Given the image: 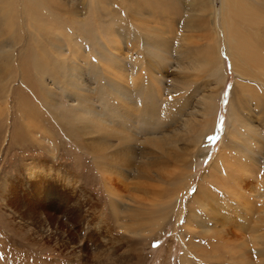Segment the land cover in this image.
<instances>
[{
  "label": "bare ground",
  "instance_id": "obj_1",
  "mask_svg": "<svg viewBox=\"0 0 264 264\" xmlns=\"http://www.w3.org/2000/svg\"><path fill=\"white\" fill-rule=\"evenodd\" d=\"M48 1L0 0V92L6 99L11 93L8 85L12 78L8 70L16 57L13 38L15 28L18 26L22 29V24L24 28L26 26L28 37L34 45L33 68L39 77L40 92L46 98L47 105L56 111L63 107L64 112L59 114V118L68 125L71 121L77 123L76 126L89 139L87 147L102 159L103 171L114 176L118 182L114 186L115 190L110 186L108 189L109 195L113 196L112 202L120 209L116 215L117 226L119 224L121 229H130L129 233L133 235L143 232L152 234L155 222L152 211L155 204L148 202H154V197L159 195L156 184L169 182L171 178L160 175L165 170V162L170 158L178 160L182 158L180 153H183L192 156L191 163L195 167L197 157L208 156V153L200 152V149H205L204 141L217 128L220 108L217 102L218 87L223 86L227 79L224 63L218 53L221 38L231 52L237 73L236 89L242 88V97L249 105L244 114L242 111L245 109H239L236 101L232 102L228 126V137L232 132L229 144L232 155L237 154L244 157L245 161L264 166V145L261 140L264 138V94L256 96L253 92L256 85L252 83V74L264 75V8L260 9V5L264 7V0H221V8L216 11L220 25L218 22L214 25L215 43L209 42L201 49L200 41L182 42L176 45L173 52L172 44L164 38L166 28L163 27V31L139 28L138 32L137 29L131 33L129 28L123 27L125 21L122 18L125 16L122 17L120 14L123 12L120 11L110 30L106 29L114 48L106 44L104 36L97 31L93 22L90 26L86 25L90 22V14L98 10L102 0H88L91 11L89 15L86 14V20L81 22L80 29L67 27L49 7ZM143 2V8L153 10L152 7H155L151 0ZM193 5L197 14L205 16L213 13L210 12V5L205 2ZM21 12L24 13L23 20ZM202 23L201 18H195L189 19L185 25L194 30V34H201L205 28L201 27ZM125 41L133 43L132 49H125ZM170 55H175V68L178 74H182V78L169 81L166 89L163 70L171 63ZM202 75H206L205 78L216 85L217 94L211 90L210 94L198 96L201 89L197 85V78ZM53 89L65 95L68 106L52 100L53 96L56 97ZM198 117L200 119L197 121L195 118ZM135 146L141 150L138 163L132 152ZM223 156L214 161L211 173L199 188L203 192L196 196L200 198L199 209L194 206L198 198L191 204L186 199L191 184L186 188L184 199H179L183 207L177 221L182 219L183 214L188 217L184 218V235H187L189 213L196 211L194 224L191 225L193 227L188 229V243L183 239L184 235L180 237L184 245L181 264H216L213 262L216 254L201 258L193 253V249L200 248L202 243L200 238L197 241V236L207 240L214 238L231 247L228 250L232 253L231 259H228L229 264H250L254 253L259 257L258 263L264 264V214L256 218L255 226H260L258 229L249 225L254 237L248 240L249 232L242 228L245 225L243 214L248 209L247 205L241 204L238 208L241 225L240 220L234 222L230 214V200L222 198L220 204L219 200L212 199L209 194L216 188L232 197L236 195L242 198L245 195L243 188L246 184L230 181L233 177L226 173L225 166L220 162ZM179 162L185 163L186 160ZM235 171L241 174V170ZM254 197L261 199L259 194ZM143 219L150 226L148 231L135 229L138 221ZM194 228H199V231ZM250 244L255 246L251 251L253 254L249 259L245 256L246 262H243L245 251L242 249L247 248L248 253ZM239 253L240 256L237 255ZM217 263L223 264L221 261Z\"/></svg>",
  "mask_w": 264,
  "mask_h": 264
},
{
  "label": "rangeland",
  "instance_id": "obj_2",
  "mask_svg": "<svg viewBox=\"0 0 264 264\" xmlns=\"http://www.w3.org/2000/svg\"><path fill=\"white\" fill-rule=\"evenodd\" d=\"M143 1L146 0H140L141 3L139 0H102L98 10L90 14V22L86 25L90 26L93 22L97 31L104 36L103 41L113 48V42L106 29L110 30L119 11L123 12L120 14L122 17L125 16L124 19L121 17L125 21L123 24L128 25L123 27L129 28L131 33H135L133 31L137 29L138 32L139 28L151 31H163V27L166 28L164 38L172 44L171 52L182 42L200 41L201 49L209 42L215 43L214 25L217 22L220 25L216 11L221 8V0H151L155 6L152 7L153 10L143 8ZM48 2L49 7L60 16L67 27L75 29L81 28V22L86 20L91 11L88 0ZM197 2L210 5L212 16L197 14L193 5ZM263 8L260 5V9ZM95 12L97 14L93 16ZM23 14L21 12L22 20ZM195 18L203 20L200 24L202 28L205 27L201 31L202 37L200 33L194 34L196 32L185 25L189 19ZM20 26L22 29L18 26L15 28L13 41L16 45V57L8 70L12 78L8 85L11 93L6 99L0 92V264H181L184 256L182 241H189L188 229L193 227L191 225L194 224L193 216L196 211L189 213L187 235H184V218L188 217L183 214L182 219L177 221L181 206L183 207L179 199H184L186 188L191 184L186 199L191 204L198 198L194 201V206L199 209L200 198L196 196L203 193L199 188L211 173L214 161L222 154L224 156L220 162L225 166L226 173L233 177L230 181L246 184L243 188L245 195L242 198H237L236 195L232 197L216 188L209 194L212 199L219 200L220 204L222 198L230 200V214L234 222L238 223L240 220L241 225L243 224L242 219L238 218V208L241 204L247 205L248 209H245L243 214L245 225L242 228L249 232L248 240L254 237L249 225L258 229L260 226H255L256 218L264 214V166L257 162L245 161L244 157L237 154L232 155L233 151L229 145L232 132L228 137L232 102L236 101L241 110L246 106L249 109V105L242 97V88L236 89L237 73L231 52L226 48L223 38L220 40L218 53L227 74L225 84L218 87L217 94L216 85L205 78L206 75L197 78V85L201 89L198 96L203 97L213 90L218 96L220 107L217 128L204 141L205 149H200V152L208 153V156L197 157L195 167L191 163L192 156L183 153H180L182 158H170L165 162V170L160 175H168L171 178L169 182L156 184L159 195L154 197V202H148L155 204L152 211V218L155 219L154 232L149 235L145 232L133 235L129 233L130 229H121L116 223V215L120 209L112 202L113 196L109 195L108 189L111 187L115 190L114 186L118 185V182L114 176L103 171L102 159L87 147L89 139L82 134L76 126L77 123L71 121L68 125L59 118V114L64 112L63 107L56 111L47 105L46 98L41 95L39 77L33 68L34 45L32 46V40L28 37L26 26ZM125 43L126 50L132 49L133 43ZM85 47H88V44ZM169 57L171 63L163 70L166 89L169 81L182 78V74H178L175 68V55ZM252 76V83L256 85L253 92L260 97L261 93L264 94V75ZM53 93L56 97L53 96L52 100L68 106L67 99L60 90H54ZM242 112L247 113L246 109ZM195 119L198 121L200 117ZM261 140L264 145V138ZM132 152L138 163L140 147L135 146ZM228 156L229 158H225ZM182 160L186 162L180 163ZM236 169L241 170L240 175L236 173ZM255 194H259L261 199H256ZM132 195L137 196L136 193ZM149 227L146 219H143L138 221L135 229L148 231ZM194 230L199 231V228ZM182 236L183 239L180 238ZM197 238V241L201 239L202 242L200 248L193 249V253L198 257L216 254L217 257L213 259L216 264L219 261L223 264L230 263L228 259H231L232 253L228 250L231 247L214 238H211V241L200 236ZM212 244L217 247H211ZM254 247L250 244L248 253L247 248H243L244 257L249 259ZM234 254L236 256V253ZM237 255L240 256V253ZM250 259V264H259V257L255 253ZM243 262H246V257Z\"/></svg>",
  "mask_w": 264,
  "mask_h": 264
},
{
  "label": "snow or ice",
  "instance_id": "obj_3",
  "mask_svg": "<svg viewBox=\"0 0 264 264\" xmlns=\"http://www.w3.org/2000/svg\"><path fill=\"white\" fill-rule=\"evenodd\" d=\"M210 139H214V137H210Z\"/></svg>",
  "mask_w": 264,
  "mask_h": 264
}]
</instances>
